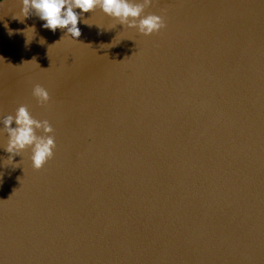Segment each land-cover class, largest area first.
Instances as JSON below:
<instances>
[{
	"label": "water",
	"instance_id": "95a60500",
	"mask_svg": "<svg viewBox=\"0 0 264 264\" xmlns=\"http://www.w3.org/2000/svg\"><path fill=\"white\" fill-rule=\"evenodd\" d=\"M21 9L0 0V264H264V0H154L152 36L77 9L79 41ZM21 105L55 130L40 171L5 162Z\"/></svg>",
	"mask_w": 264,
	"mask_h": 264
},
{
	"label": "clouds",
	"instance_id": "9594fccd",
	"mask_svg": "<svg viewBox=\"0 0 264 264\" xmlns=\"http://www.w3.org/2000/svg\"><path fill=\"white\" fill-rule=\"evenodd\" d=\"M153 2L154 0H142L139 3L133 0H22L21 16L24 19L35 15L45 22V29L54 33L58 29L66 30L65 36L79 41L81 31L78 24L81 16L77 9L82 13H93L100 9L117 21V24L128 29H137L144 36H152L167 28L163 16L146 14ZM84 23L87 24L86 20ZM28 30L35 31V28ZM32 95L42 107L51 103L50 93L39 84L33 87ZM2 123L3 131L8 136L4 148L10 154L5 160L7 165H19L14 163V157L23 156L29 150L32 167L36 171L42 170L54 159L57 148L55 130L48 120L34 118L27 105L19 106L15 114L7 115Z\"/></svg>",
	"mask_w": 264,
	"mask_h": 264
}]
</instances>
